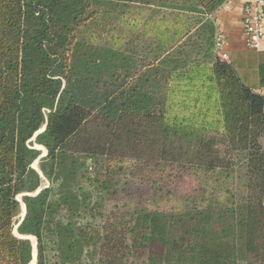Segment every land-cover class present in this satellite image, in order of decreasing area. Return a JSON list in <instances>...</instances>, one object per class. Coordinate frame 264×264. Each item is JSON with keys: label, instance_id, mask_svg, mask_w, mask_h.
Wrapping results in <instances>:
<instances>
[{"label": "trees", "instance_id": "obj_1", "mask_svg": "<svg viewBox=\"0 0 264 264\" xmlns=\"http://www.w3.org/2000/svg\"><path fill=\"white\" fill-rule=\"evenodd\" d=\"M226 1L0 0V264L27 237L35 264H264V94L215 50Z\"/></svg>", "mask_w": 264, "mask_h": 264}, {"label": "crops", "instance_id": "obj_2", "mask_svg": "<svg viewBox=\"0 0 264 264\" xmlns=\"http://www.w3.org/2000/svg\"><path fill=\"white\" fill-rule=\"evenodd\" d=\"M250 1L252 0H227L216 13L217 35L222 40L218 55L232 64L247 87L264 94L258 78V66L264 64V16L261 22L263 36L259 50L246 48L241 24L243 7Z\"/></svg>", "mask_w": 264, "mask_h": 264}, {"label": "built area", "instance_id": "obj_3", "mask_svg": "<svg viewBox=\"0 0 264 264\" xmlns=\"http://www.w3.org/2000/svg\"><path fill=\"white\" fill-rule=\"evenodd\" d=\"M264 16V0H252L243 7L242 30L245 35V46L250 50H259L263 29L261 22ZM215 17V16H214ZM222 46V40L217 35L215 38V50L218 53Z\"/></svg>", "mask_w": 264, "mask_h": 264}, {"label": "rangeland", "instance_id": "obj_4", "mask_svg": "<svg viewBox=\"0 0 264 264\" xmlns=\"http://www.w3.org/2000/svg\"><path fill=\"white\" fill-rule=\"evenodd\" d=\"M145 20V17L143 18V21ZM219 52V51H218ZM218 54V53H217ZM39 149L42 151V156H44L45 152L43 151L42 148L39 147ZM33 168L35 170H38V162L36 161L34 164H33ZM45 186H47V182H44ZM214 186V185H212ZM211 187V186H210ZM208 198L210 197V195L207 196ZM18 200L20 201V197L18 198ZM23 205H21V213L20 215L18 216V220L20 221L22 215H23V212H24V209H23ZM199 212H201L200 214H197V213H194L192 214L193 216V221L191 222L188 218H186L184 220V223L182 225H177L175 224V231L173 233V238L177 239V238H181L183 237V232L187 231L189 234L186 236L188 241H193L194 239H197V241L201 240V236H198V231H201L202 229H206V228H209L211 227L212 223H215L217 221V215H215V217H213L212 221H210L209 224H207V222L205 221V218L203 217L204 215H209L211 213V210L207 209V206L206 204L202 205V206H199L198 208ZM218 214H221V213H218ZM215 225L213 224L212 227H214ZM213 230V229H212ZM210 228L208 229L209 232L212 231ZM16 235V234H15ZM213 236L217 239L219 238V241H222V238L223 237H219L217 236L215 233H213ZM31 238V237H29ZM34 239V238H33ZM32 240L30 239V242ZM35 241V239H34ZM225 241V240H224ZM227 241V240H226ZM32 243V242H31ZM228 246V244L226 245ZM228 248V247H227ZM34 250H35V245H34ZM34 257V255H33ZM49 257V255H48ZM184 257V256H183ZM185 259V258H184ZM34 260H36V254H35V257H34ZM32 262V261H31ZM35 263V262H34ZM48 264H53V262L51 260H49Z\"/></svg>", "mask_w": 264, "mask_h": 264}, {"label": "water", "instance_id": "obj_5", "mask_svg": "<svg viewBox=\"0 0 264 264\" xmlns=\"http://www.w3.org/2000/svg\"><path fill=\"white\" fill-rule=\"evenodd\" d=\"M42 131H43V129H42L41 131H39L37 134L41 133ZM32 140H33V139H32ZM45 155H46V152H45L44 156H45ZM44 156L41 155V156L39 157V159L42 158V157H44ZM39 159H38V160H39ZM24 215H25V210H24V212H23V215H22V217H21V219H20L18 225L21 223V221H22ZM18 225H17L16 227H18ZM15 234H16V233H15ZM25 239L30 240L29 237H27V238H25ZM34 251H35V254H36V250H34ZM34 262H36V260H34ZM34 264H35V263H34Z\"/></svg>", "mask_w": 264, "mask_h": 264}, {"label": "bare ground", "instance_id": "obj_6", "mask_svg": "<svg viewBox=\"0 0 264 264\" xmlns=\"http://www.w3.org/2000/svg\"><path fill=\"white\" fill-rule=\"evenodd\" d=\"M24 209V208H23ZM29 239H31L32 241V245H33V255H34V257H35V251H34V245H35V241H34V239L31 237V238H29ZM34 257H33V260H32V262L30 263V264H34Z\"/></svg>", "mask_w": 264, "mask_h": 264}]
</instances>
